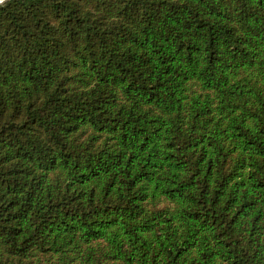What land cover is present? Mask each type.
Listing matches in <instances>:
<instances>
[{"label": "trees", "instance_id": "obj_1", "mask_svg": "<svg viewBox=\"0 0 264 264\" xmlns=\"http://www.w3.org/2000/svg\"><path fill=\"white\" fill-rule=\"evenodd\" d=\"M0 264H264V0H0Z\"/></svg>", "mask_w": 264, "mask_h": 264}]
</instances>
